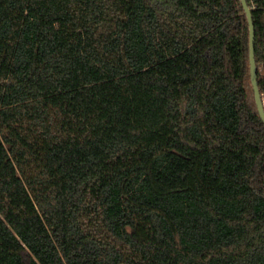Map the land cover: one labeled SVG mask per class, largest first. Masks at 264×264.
<instances>
[{
  "label": "trees",
  "instance_id": "trees-1",
  "mask_svg": "<svg viewBox=\"0 0 264 264\" xmlns=\"http://www.w3.org/2000/svg\"><path fill=\"white\" fill-rule=\"evenodd\" d=\"M0 264H264L241 0H0Z\"/></svg>",
  "mask_w": 264,
  "mask_h": 264
},
{
  "label": "water",
  "instance_id": "water-1",
  "mask_svg": "<svg viewBox=\"0 0 264 264\" xmlns=\"http://www.w3.org/2000/svg\"><path fill=\"white\" fill-rule=\"evenodd\" d=\"M244 10L247 14L250 30V70L251 80L255 92V99L258 106L259 114L264 121V97L260 91L258 84V67L256 62V31L253 21L252 9L249 6L247 0H241Z\"/></svg>",
  "mask_w": 264,
  "mask_h": 264
}]
</instances>
